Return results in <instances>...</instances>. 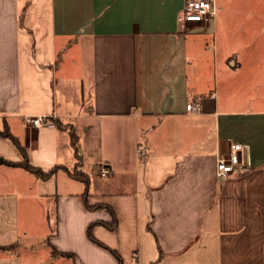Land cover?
<instances>
[{
	"label": "crops",
	"instance_id": "crops-1",
	"mask_svg": "<svg viewBox=\"0 0 264 264\" xmlns=\"http://www.w3.org/2000/svg\"><path fill=\"white\" fill-rule=\"evenodd\" d=\"M185 2L0 0V133L31 166L58 168L41 180L0 163V264H264V106L226 97L227 78L220 96L221 6L215 20L185 24ZM232 44L223 72L243 67L238 52L264 51L240 35ZM209 52L204 74L197 64ZM29 117L43 126H25ZM228 142L250 146L249 167L219 179L215 158ZM0 160L22 162L1 136ZM72 171L86 174L88 186ZM86 202L115 215L113 230L92 228L104 247L86 231L110 224L111 214ZM32 236L44 245L24 247Z\"/></svg>",
	"mask_w": 264,
	"mask_h": 264
},
{
	"label": "rangeland",
	"instance_id": "rangeland-1",
	"mask_svg": "<svg viewBox=\"0 0 264 264\" xmlns=\"http://www.w3.org/2000/svg\"><path fill=\"white\" fill-rule=\"evenodd\" d=\"M214 6L215 15L216 7L219 8L221 6L219 9L221 12L219 11L218 13V33L220 44L219 49L215 52V61L219 62V65L218 70L214 68V75L219 74V77H221L219 79L220 96H224L225 89H223V85L227 84V86H225L227 88L226 97H235L241 100L245 99V101L261 100L262 105L264 106V51L238 52V56L241 57L240 61L243 62V67H240L233 72H223L224 69L222 67V60L226 57L227 53H229V51L224 50V48L233 46L232 43H234V37L236 35H240L242 42L251 43L253 44L252 46L264 45V0H214ZM232 11H238L239 13H242L243 17L238 18V20L228 18L229 13ZM256 15L260 16V18H256ZM211 25L212 24H210L208 29L202 32L204 39H206L208 43L212 42L213 32ZM230 35H235L232 38V41H226L223 39L227 37L230 38ZM43 55L46 56L47 62L50 61V52L43 50ZM76 56L78 57V54H76ZM211 59H213L212 52H209L208 55H205L200 60L203 64H197L199 67L198 70L201 73L205 74L206 72V74H210L209 62H211ZM50 65L52 64L50 63ZM197 65L196 67L194 65V68L191 64L192 73L195 71V69H197ZM225 78H227V83L223 84L222 80ZM61 94V84L60 82H57L56 98L58 106H60L62 103ZM88 94V90L83 91V99L80 102L83 108H86ZM80 104L77 107L74 106L70 111H75L76 108L80 110ZM72 121L75 120L73 119ZM71 134L73 133L71 132ZM87 171H89V169H87ZM54 229V224H51V233L55 232ZM30 238V240H26L25 244H23V246L28 249H34V247H38L44 240L41 239L36 241L35 237L33 236ZM22 258L24 261L27 259L25 256ZM29 260L30 257H28L26 261L28 262Z\"/></svg>",
	"mask_w": 264,
	"mask_h": 264
},
{
	"label": "built area",
	"instance_id": "built-area-1",
	"mask_svg": "<svg viewBox=\"0 0 264 264\" xmlns=\"http://www.w3.org/2000/svg\"><path fill=\"white\" fill-rule=\"evenodd\" d=\"M215 16L213 0H186L181 12V21L185 24L207 23ZM186 111L194 113L199 111V106L187 104ZM25 126L40 128L43 126L41 117H29L23 120ZM250 146L244 143L228 142L225 150L215 158V175L219 179L228 176H237L248 169V155ZM109 171L101 166L99 175L106 177Z\"/></svg>",
	"mask_w": 264,
	"mask_h": 264
},
{
	"label": "trees",
	"instance_id": "trees-1",
	"mask_svg": "<svg viewBox=\"0 0 264 264\" xmlns=\"http://www.w3.org/2000/svg\"><path fill=\"white\" fill-rule=\"evenodd\" d=\"M54 124L55 126L57 127H60V124L56 121H54ZM0 136L1 137H4V138H8L12 143L13 145L17 148V150L19 151V153L21 154L22 156V162L20 163H10V162H6L4 160H0V163L2 164H5V165H10V166H15V167H20L28 172H30L31 174H33L35 177H37L38 179H41V180H47L50 176H52L56 170L58 168H53L47 172H43L41 171L40 169L38 168H35L33 166H31L29 164V161H28V157H27V153L26 151L20 146V144L12 137L10 136L8 133L6 132H3V133H0ZM76 137L74 136V134H71V143L73 144V146L76 147ZM68 175L76 180V181H79L81 183H83L86 187L88 186V183H89V180H88V176L82 172H79V171H72V172H68ZM87 209H90V210H97V209H106L107 211H109V213L111 214V217H112V221L110 224H106V223H95V224H92L90 225L88 228H87V231H86V234H87V237L90 241H92L93 243L99 245V246H102L104 247L100 242H98L92 235V228L94 225L96 224H99V225H103L105 226L107 229L109 230H113L115 227H116V218H115V215L114 213L112 212V210L108 207V206H103V205H97V206H89L87 204V202L85 203ZM112 254L116 257V259L118 260V262L120 263V257L114 252V251H111Z\"/></svg>",
	"mask_w": 264,
	"mask_h": 264
}]
</instances>
